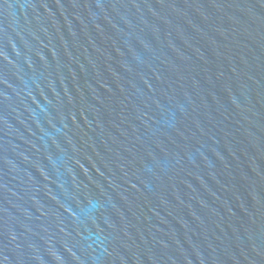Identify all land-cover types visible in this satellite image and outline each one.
Here are the masks:
<instances>
[{
    "label": "water",
    "instance_id": "water-1",
    "mask_svg": "<svg viewBox=\"0 0 264 264\" xmlns=\"http://www.w3.org/2000/svg\"><path fill=\"white\" fill-rule=\"evenodd\" d=\"M0 264H264V0H0Z\"/></svg>",
    "mask_w": 264,
    "mask_h": 264
}]
</instances>
